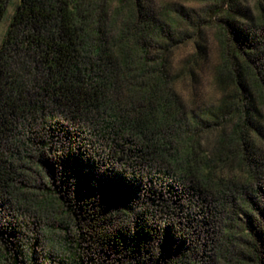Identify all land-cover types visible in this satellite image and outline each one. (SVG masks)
<instances>
[{
  "label": "trees",
  "instance_id": "trees-1",
  "mask_svg": "<svg viewBox=\"0 0 264 264\" xmlns=\"http://www.w3.org/2000/svg\"><path fill=\"white\" fill-rule=\"evenodd\" d=\"M241 2L208 12L227 91L197 116L141 0H19L0 43V264H264V0L258 19Z\"/></svg>",
  "mask_w": 264,
  "mask_h": 264
},
{
  "label": "rangeland",
  "instance_id": "rangeland-1",
  "mask_svg": "<svg viewBox=\"0 0 264 264\" xmlns=\"http://www.w3.org/2000/svg\"><path fill=\"white\" fill-rule=\"evenodd\" d=\"M141 1L147 12L154 16L155 22L169 31L170 40L162 41V44L174 91L188 114L205 116L220 105L227 91L217 78L221 49L216 40L214 23H217L219 18L216 15H208L215 0ZM241 1V6L245 7L253 18L258 19V0ZM18 2L19 0H8L0 24V43ZM261 109L264 114V107ZM261 123L264 128V118ZM259 145L264 153V139H261ZM256 169H264V159H258Z\"/></svg>",
  "mask_w": 264,
  "mask_h": 264
}]
</instances>
